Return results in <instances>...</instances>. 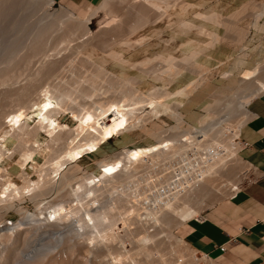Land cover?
Returning <instances> with one entry per match:
<instances>
[{
	"label": "bare ground",
	"instance_id": "1",
	"mask_svg": "<svg viewBox=\"0 0 264 264\" xmlns=\"http://www.w3.org/2000/svg\"><path fill=\"white\" fill-rule=\"evenodd\" d=\"M5 1L0 2V16L2 14V11L4 10L5 12L6 10L4 18L0 17V31L2 32L1 36H3V39H0V47L1 48L3 47V49L6 47V45H8L7 42L10 40L9 37L15 35V33L12 34L14 30L17 35L18 31H16L17 29L16 26L20 24L19 27L21 28H19V30L23 28L24 24L23 25L21 24L22 21L21 19L23 18L24 19L22 23L23 22L25 23L27 19L29 18L31 19L33 17L34 18L32 19V21L34 22L46 20L43 29L40 31L41 33L37 35V39H36L38 44L36 43L37 45L35 49L36 48L39 49L41 48L42 45H44L41 43L43 42L41 38H43V35L46 33V31H48V29L50 30L53 27L54 23H56L55 21L62 22L64 20H69V19L73 21H77L78 23L74 29H69L65 32L66 38H69V41L71 39L78 40V38L80 40V38L82 37L83 38L85 37L84 39H86L92 34L88 25L93 22V20L98 16L101 10H103L105 7L108 8L110 7L109 0H102L101 3L98 6H96L94 10L87 17L80 18L76 14H74L73 12L69 11L68 9H66L61 5L59 9L61 11L58 10V12L47 13L51 5L54 4L53 0H22L21 7L16 6L17 4L15 2H14L15 4L14 3L10 4L9 2H5ZM164 3L165 4L163 5L161 1L158 0H146V3H143L138 7L137 10H135L134 18L132 17L133 18L132 20H130L129 18V20H127L128 22L126 21L127 23L130 22L127 28V30L129 29L128 31L130 32L127 31L128 33L127 32L124 33L127 34L125 36L123 34H120L119 30L116 31L106 30L99 38L100 40L99 43L101 44L102 48L101 46H99V44H97V42L94 44H97L98 47L96 45H92L93 43L91 44V42H89L88 40L83 41L81 44H77L78 47L77 49L80 52H82V54L85 53V55L83 54L84 56H88L87 58H90V65L91 62L93 63L94 67L93 66L92 67L94 69L93 72L95 71L94 72L95 75H92V73L91 75L94 76V78L96 76L105 77L106 75H110V77L109 76L106 77L108 79L105 78V80H109L110 78L113 79L112 77L113 75L116 77L115 75L116 73L111 76V74L114 72L111 71L112 72L111 73L104 67V64L108 58L110 60L112 59L114 61L119 62L117 65L122 64L121 66H125L129 68L126 70V68L123 67L125 68L124 71H128L130 70V68L132 69L135 67H136L135 71H138L139 70L138 68L142 67V69L144 70L141 69L143 71L141 72L146 73L145 76H148L151 82H156L157 85L160 82L161 86L153 85L152 88L150 90L148 89L146 93L141 92L139 90L141 89V87L137 89L135 84H137L136 82L139 83V80L136 81L138 77L142 78L144 76L143 75L139 76V74H137L138 75L137 79H135L136 78L135 76H134L135 78L132 79L129 76L131 74L130 71L128 72V74L130 73L129 75L126 74L127 72L125 73L122 71L121 75L118 76L119 77L118 80L123 84L119 83L118 86L122 85L124 88L126 86L127 87L130 86V88H125V89L123 88V90L120 89L122 90L120 91L119 87L115 84L116 81L117 82L119 81L118 80L112 81L114 82L113 86L116 85L113 87V88L116 87L115 93L119 91L121 93L120 95L121 97L119 96V93H117L118 96L115 94V96L119 97V99H116L117 97L115 98L114 93H111L114 99L110 100L108 98V101L99 102V103H94L95 102L94 101L89 105L87 104L85 105L84 103L82 107H79L81 104L78 106V104L75 103L79 108H74V106L72 107L73 105L72 91H74V88L72 91L70 90L72 89L71 87H73L74 85L72 84L73 83L72 82L70 87L68 86L69 84L67 83L73 81L76 74H74L75 75L73 76L74 78H71L73 74L72 75L70 74L69 71L71 70L69 69L72 67V65L71 67H69L68 63H66L65 61L68 58H65L64 61L63 60L61 61H63L62 63L64 64L66 63L65 64L66 67L68 65L67 67L69 68L68 74L71 76H68L67 71L63 72V76L66 73L68 82H66L67 81L65 80L66 78L64 80L60 78L59 81H55L57 83H54V79L57 76V74L59 75V73L62 72L57 71L58 73L55 74L56 73L55 71L53 72L54 75H51L50 73L51 78L52 76L54 77L56 75L53 78V80L48 78L49 80L53 81V82L51 81L52 84H46L47 82L50 81L46 80L47 79L46 77L43 78L44 82L46 80L45 82L46 85L43 83V81L42 83L45 86L42 83H41L42 85H38L40 90L38 88L39 91H37V94L38 92H40L39 93L40 97H38L37 99V97L34 96L36 97L34 99L37 100L35 102H33L34 100L33 97H31L32 95L29 94L31 92L33 94L36 90L32 91L33 88L31 87L32 88L31 92L30 90L27 89V91H29L30 93L26 94L25 93L26 90L23 89L24 93L28 95L27 97H29L28 99L24 97L25 94L24 95L22 94L24 98L22 97L23 99L22 98L21 99L22 100L26 99L24 100L26 101L25 103L26 106L24 105V103L23 105L21 103H17V105L20 104V106L17 107V109H15L11 113L8 119L9 122L6 125L9 127V129L0 132V148L3 147L4 150V152L0 151V161L4 157L11 158L14 152L16 151H18L20 154V157L16 160L15 163L18 165V167L21 170L19 174L16 176L17 178L19 177V179L21 180V184L15 183L12 180L10 173H8L6 169H3L0 166V172H2V170H5L7 177L5 182L7 185L2 187V189L0 190V195L6 197V199L8 200H11L10 202L12 204H13L12 200L15 197L21 199L27 197L30 200H33L34 208L37 207L42 200L41 198L43 196V190L46 191L45 189L47 188L48 183L49 182L52 183L53 181H55V179H59V181L57 182L59 183V189H58L59 193L62 192V190L64 189L68 190L69 188V190L66 191L67 195H69V198H72V196L77 197L79 191H84V192L87 191L88 183H93L92 180H98L99 182L102 181V179L105 181L108 180L118 181V183L115 185L114 184L113 185L108 184V185H111L110 187L113 188V190L116 192H118V190L121 189L120 192L123 198L117 196V198L114 199L113 204L110 205L109 207L96 209L93 208V206H89L91 204H94L96 206L98 200L95 198H93V202H89L86 204L82 203V201L79 199V201H77L74 205V206L81 205L82 208L85 210L86 217L92 222V226H91L92 228H91L88 226L89 225L88 221L84 219V217L80 218L81 227L83 228L89 227L92 229L91 232L87 234V236H85L84 239L85 242L82 239L84 242V247L87 250L91 244L93 245V244L102 243L105 246L104 249L106 250L105 254L107 257V261L105 262V264H200L201 262L207 264H217V262H215L205 254H203L202 257L199 258L197 256L196 249L188 245L181 238L177 237L173 233V229H175L179 224H183L184 221H187L188 219L198 215L202 211L203 208L201 205L204 202V199L206 197H209L208 195L220 194L221 196V194L223 195V193H226L225 195H227L230 192H236L241 188L240 181L237 179L238 175L237 174L234 175L233 173L234 171L231 168L232 165H237L240 164L241 162L244 163L246 162L240 157L239 148L234 140L236 137L240 136V129L243 126V124L246 123L249 117L248 104L250 100L256 97L257 95L261 94L262 92H264V68H262L261 72H259L258 74V78L254 79L255 81L253 80L252 82L257 87L253 89L252 87H254V85H252V87L251 85L250 86L248 85L249 87H251V89L247 91L245 95L240 97L241 100L238 97L240 101L237 100L236 98V100L232 102L233 105L236 103V105L238 106L234 105L236 107L234 109L231 107V109L235 111L236 109L240 110L241 113L237 111L236 113L238 114L233 115L235 114V112H233L228 108L227 110L222 112L219 116H217V113L215 114V112L211 109V108H215V106H212V104L208 103L205 104L204 106L205 114L196 119L197 125L194 126L192 124H189L185 120V114L180 110V108L184 106L185 99L187 100L191 95H194L195 91H197L206 81L210 80L211 77H213L212 76L213 69L208 64H206L205 61L204 62L201 61L200 56L202 54H206L208 49L213 47L214 44H216L217 42L221 41L219 34L213 28V26H217L221 24L227 26V24L222 20L220 14L214 11L213 9L212 10L210 9L211 11H204V12L198 11L194 14V17L191 20L182 17H177L178 19L176 18L177 20H175V23L173 25L175 29L173 30L174 34L171 36L172 39L178 36V34L190 33L194 28H197L202 34L206 35L209 38V40L206 43H204L202 46H196L197 44L194 45L193 40L191 38H188L187 41L183 43L185 50L184 49H183L184 51L182 50L183 55L181 56V60H179L183 62L182 65L176 64L175 63L176 58L171 54L165 52L156 54L154 56H149L148 53V55L142 56L141 57L142 59L140 58L141 60L138 62L137 61L132 62L129 59H126L124 57L123 52L124 50L127 51V48L136 50L138 47L143 45H145L146 47H150L151 44L153 45L151 39L154 38L155 41V37H156L155 36L150 39V36H153L150 34H152L153 32L150 34L148 33V35H150L148 37L147 35L144 34V32H140L139 30H141L140 28H143V26L146 23L150 22L148 16L149 15L152 16L153 14L152 12H154V9L159 8L158 9L159 11H157L159 12V15L158 13L156 15L154 14L155 16H157L156 17L157 21L152 18V20H154L153 21L154 24H156L155 21L159 22L158 20H161L162 22L163 20H165L167 24H164L163 22L162 23L164 25L169 26L170 24L169 22H171V20L174 19L173 18L174 14H171L172 12H170L171 7H179L180 10H185L189 7V3L185 2L184 0H166ZM111 12L107 13L108 19L100 20V23L105 22L104 23L105 25L103 24L101 25V27L104 26L107 27L118 23L117 21H119V19H117L116 15ZM26 14L27 16L25 17ZM28 14L30 17L28 16ZM128 16L131 15L129 14ZM3 19L5 20L4 22L7 23L4 24L1 23ZM121 20L122 19H120V21ZM123 20L121 22L119 21V23L124 24ZM26 22L30 23L28 21ZM119 23L118 25H120ZM146 25L148 26V24ZM249 28L250 27L246 26L240 29L238 38H240L241 42H243L247 37V34L249 33ZM159 36L161 37L162 35L160 34ZM159 36L158 38H160ZM17 38L18 37L16 36V39ZM166 39L163 38L164 41ZM10 41L9 42L11 43V46H9V49L7 50L10 51L8 54L12 55L17 47L14 48L15 46L14 44L16 43L14 38H11ZM168 42L169 39L165 41V45ZM158 43L159 42H157V45L155 44L154 45L158 46ZM121 44H124L125 46L124 45L123 46L126 47V49H124L123 46H120V48L122 47L124 49L123 52H120L121 49L120 50L116 49L117 46ZM163 47L166 46H164L163 44ZM168 47L169 46H167L166 50L167 49L169 50ZM97 48H99L98 50L101 51L102 55L104 53L103 60L98 63L95 62L97 56H95L96 57L95 60H92L94 58L93 57L94 52ZM3 49H0V52ZM78 50H76V52ZM77 54L79 53L77 52ZM10 55L8 56L9 58L11 57ZM83 58H81L80 60H82ZM10 59H12V57ZM85 60L87 61L88 59L84 58V60H82L83 62L81 61L82 64L79 65L80 66L83 65L82 67H84V65H86L85 63L89 62V61L85 62ZM98 60L100 61V58ZM52 62L50 63L51 65L49 64L50 68L54 66ZM56 62L58 61H55L54 63L56 64ZM78 62L80 63V61H77V63ZM154 62H155L154 64L155 66L151 65V63ZM60 63L61 62L59 60V64ZM106 63L108 64V62ZM222 63L224 62L220 61V64ZM64 64L63 67L65 68ZM57 65L58 64L55 65L56 68ZM75 66L78 65L75 64ZM63 67L58 66V69L60 70L62 68L60 70L62 71L64 69ZM56 68L54 67V69ZM74 68L76 67H73V69ZM187 68H189L192 71L190 73H192L193 77L184 84H182L181 86L170 91L168 89L169 82L171 83L174 79L181 76V74L185 72ZM86 69L84 70L87 71ZM74 70H78V69H74ZM84 70L83 71L82 69L81 71L78 70L79 74H84V73H80V72H84ZM88 70H89L88 74L87 75L84 74L85 77L90 75L89 74L90 71L92 72L91 67L90 69L88 67ZM256 71H258V67L252 70L251 73H256ZM48 73L45 74L48 75ZM245 73L244 75L247 76V74L250 73V71H248L247 74ZM78 75L77 78L79 77ZM84 75H82L83 76L82 78H79L80 82L81 79L84 78ZM92 76H90V78ZM57 77H60V75ZM97 77L95 78L96 80L98 79ZM87 78L85 79L86 82L90 81L89 78L87 81ZM224 78L226 79L227 77ZM95 79L94 80L92 79L90 81L92 89L95 87V85L98 86L99 82H101L102 80V78L98 79L100 80L98 82L96 81L98 85L96 83L94 85L93 83ZM74 80L76 81L77 79ZM39 82L38 84H40ZM76 82L74 84H76ZM80 82H78V84ZM82 82L85 81L82 80ZM112 82L111 84L108 83L109 85H111V87H112ZM141 82L143 81L140 80V84ZM230 82H232V80ZM244 82L245 81H243V85L245 84ZM106 83H104V85ZM82 84L85 83H81V85ZM86 84L82 87L80 86L83 89H80L79 92L77 91V89L80 87L75 85V89L77 87L76 92L78 93L83 92L81 94H84V96L80 94L79 95L82 96L81 99H83L84 101L86 99L85 94L89 96L87 94V90L91 89L89 88L90 85L88 87V85L86 86ZM104 85L102 86L105 87ZM109 85L107 86L109 87L107 91L110 90L111 92H113L111 90L113 88L110 89ZM46 86L47 89H44ZM84 87H86L87 90L84 89ZM217 88L216 90H218ZM221 89H225V88L221 87ZM221 89L219 88V91ZM91 90H89V94ZM102 90L100 91L104 92ZM85 91L86 93H84ZM100 91L97 90L96 92H98L99 94ZM107 91H105L104 95H106ZM92 92L93 90L91 91V94ZM211 94L215 95V91L214 93ZM20 97L21 95L19 96V98ZM76 97H77L76 99L78 100V94ZM92 97L89 96V98ZM30 98L32 99L31 100L32 102L30 101L29 102L32 105H36L38 109V120L37 123H35L36 125L34 127L32 126L33 129L32 128L29 129V125L26 122L28 113L29 111H31L30 109L31 106L29 107V105L31 104H28L29 102L27 101L30 100ZM21 99L20 101L22 102ZM230 99L233 100L232 98ZM170 100L172 102H170ZM70 101L72 102L71 106H69ZM197 101L199 100L197 99ZM236 101H239V104H237L238 102ZM193 102L191 101V104ZM230 102L231 101L228 100L227 103L232 105V103ZM216 104L217 106L219 105L218 103ZM229 104L228 106H231ZM144 107L148 109L144 110L143 109ZM66 112H70L71 114L70 117L72 118L73 121L77 123L76 126L72 127L67 123L61 122L62 119L60 120V118ZM163 115H167L170 118L172 117L175 122V125L170 126L168 128H163L164 125L162 126L161 124L156 122V120L161 122V116ZM150 121L152 122V124ZM147 122H150L151 125L147 126ZM185 124H187L188 126L187 129L183 128ZM166 131H171L172 133L174 132V134L171 135ZM176 131L177 133L179 132V134L175 133ZM8 132L9 133L11 132L10 135H12V137L17 140V144H15V146L18 147L16 148L14 146L15 148L13 147L14 149H12V151L11 150L9 151L4 144ZM41 133H43L45 136L48 137V141L45 143V145L44 144L43 145L45 146V148H48V150H50V154L44 158V161L42 163H38L35 160V156L43 147L42 143H40L37 140V137ZM122 133H127L131 135L143 133L146 136L154 138L156 143L148 147L137 146L130 149H122L117 153H113L112 155H107L103 158L96 160L95 163L97 168L99 169L98 173L94 171L82 172V169L80 168L78 162L85 155L95 153L102 144H104L105 142L116 136L118 137ZM183 139L184 141H182ZM27 142L29 144H27ZM25 143L26 146H24ZM21 146L23 147L22 149L20 148ZM29 162H31V166L29 170H32L31 173H33V175L36 176L35 180L30 178V176L28 175L29 173L26 170V167ZM68 164L70 165L68 166ZM246 165L249 164L246 163ZM167 168H169V171L167 170ZM156 170H160L161 172H164V177L168 189H166V191H164L163 193H160L158 196L155 195L152 198L151 196L148 195V193H146V191L142 187L144 183H150L152 181V176L156 173ZM128 188H130V190H127ZM26 210L27 211L25 213H30L28 212V209ZM114 211L117 212L116 215H114L113 213ZM53 213L56 219L55 221L58 220L62 221L64 217L68 216L69 211L67 212L64 205L58 204L56 207L53 208ZM44 216L45 215L43 214L40 215V220L42 222L37 224L46 225L49 223L48 222L49 219L47 218L48 219L47 221V219L44 218ZM22 218L23 220H25L24 217ZM118 220H120L123 227L127 228V230L133 228L131 227L134 226L133 224L136 225L135 226L136 229L135 228L132 229L134 230V233L133 231H130V233L127 234L128 236L129 235L137 236L136 239H133V242L135 243L134 248L127 249L124 247V249L122 250L118 249L116 243H118V245L124 246L123 243L125 242V239L122 238L124 237L123 236L124 234L120 235L117 230ZM33 222L34 220H30L27 218L26 222L24 223L29 224ZM26 227L27 226L21 225V227H19L18 229L24 230V228L26 229ZM5 234H0V239L6 240L7 234L6 235ZM127 235H126V239L128 238ZM128 239L130 241L131 237ZM17 242L19 241L17 240ZM80 245H82V243H80ZM14 248H16L14 247V244L11 245V248L8 253L10 257L15 255L16 250ZM74 250H76V245H72L71 248H69L68 253L71 254L72 257L70 256L69 261L67 259L64 261V258L62 259L63 256L61 257L59 256V254L57 255L56 253H53L54 256H52L49 259L48 257H43V259L38 258V256L42 254V250L34 247L32 249H29V251H26V253L23 255L24 259L17 261L16 264H79L78 260L80 261L86 260L84 253H81L82 255L81 254L78 255L77 252L76 253L74 252ZM58 251H60V248ZM51 254L52 253H50V255ZM155 254L156 257H158V261L156 263H153L152 261H149V258L151 257V255H155ZM25 260H28V262H25Z\"/></svg>",
	"mask_w": 264,
	"mask_h": 264
},
{
	"label": "rangeland",
	"instance_id": "2",
	"mask_svg": "<svg viewBox=\"0 0 264 264\" xmlns=\"http://www.w3.org/2000/svg\"><path fill=\"white\" fill-rule=\"evenodd\" d=\"M1 1H5V0H0V2ZM109 1H110L109 2L110 3V7L109 8L105 7L103 10H101L99 12L98 16L93 20V22L88 25V27L90 28L91 33H92L91 36L87 37L86 39H84L85 37L84 38L82 37L84 40L82 38H80V40H79V38H78L79 41L76 40V39H71L69 41V38H66V33L65 32L67 30H69V29H74L78 22L77 21H73L71 19L64 20L62 22L55 21L56 23H54L53 27L50 30L48 29V31H46V33L43 35V38H41L42 41H43L41 43L44 44V45L41 46L40 45L41 43H40L39 45L41 46V48H39V49H37V48L35 49L36 45L38 44L36 39H37V35L39 33H41L40 31L43 29L44 24L46 23V20H41V21H37V22L35 21L34 22V21H32V19L34 18L33 17L31 19L30 18L27 19V20L25 19L26 21H28L30 23H27L26 21H25V23L24 22L22 23V21L24 19L22 17L23 19H21L22 20L21 24L22 25L24 24L23 28L19 30V28H21V27H19L20 24H18L16 26L17 27L16 31H18L17 35H16L15 30H14V32L12 34L15 33V35H14L15 37L12 34H11L12 36L9 37L10 40H11V38H14L15 42H16V43L14 42L15 43L14 44L15 45L14 48L17 47L15 49V52L13 53L14 55L13 54L12 55L8 54L10 51L7 50V49H9V46H11V43H12L10 40L9 41L11 43L9 41L7 42L8 45H6V47H5L6 49L5 48L3 49V47L2 48L0 47V49H3L2 50L3 53H2V51L0 52V132L9 129V127L6 126V125L9 122L8 119H9L11 113L15 109H17V107L20 106V104L17 105V103H21L22 105L24 103V105L26 106V104H25L26 101H24L26 99H24V100H22V99L24 97L29 99V97H27L28 95H26V94L30 93L32 88H33L32 91L36 90L35 91L36 93L34 92L32 94V92H31L29 95H32L31 97H33V100H34L33 102L37 101L34 98L37 97V99H38V97H40V94H39L40 92H38L39 95L37 94V91L40 90L38 85H42L43 83L45 84L46 80H49V79L53 80V78L56 75L54 77L52 76V78H51L50 77V73H51V75H54L53 72H55V71H56L55 74L58 73L57 71L62 72V73H59L60 77H57V76H59L57 74V76L54 79V83H57L55 81H59L60 78L63 79V80L66 78L65 80H67L66 82H68V78H67L66 73L64 74V76H66V77L63 76V72L64 71H67V74L69 72H70L71 75L73 74L72 76L68 74V76H71V78H74L73 76H75L74 74H76L74 79H77L78 81L76 80L77 81L76 82L74 79H73V81H70L71 80V78H70V80H69L70 82L67 83V84H69L68 86H70V87H71V83L72 82H73L72 84L74 85V86L72 85L73 87H71L72 89H70L72 91L73 88H74V91H72L73 93L71 92L72 96H73L72 97L73 98L72 99V102H73L72 107L74 106V108L82 107L84 105V103H85V105L86 104L89 105L90 103H92L94 101H95L94 103H99V102L108 101V98L110 100L114 99V97L111 95V93H114V96H115V94L118 96L117 93H119V96H120L121 95L120 91H122L124 87L122 85L118 86L119 83L120 84L122 83V82H120L118 80V78H119L118 76L121 75L122 71L125 72V73L127 72L126 73L127 75L130 74V73L128 74V72L130 71L131 74L129 76L132 79L135 78V77H136L135 79H137V77H138L137 74H139V76L143 75L145 77V79H144V77H142V78L138 77V79L136 80V81L139 80V83L136 82L137 84H135L136 88L139 89L141 87L142 90L139 89L141 92L146 93L148 91V89L150 90L152 88L153 85L154 86H161L160 82H159L158 85H157L156 82H151L150 78L148 76H145L146 73H142L143 72L142 70H144V69H142V67L141 68L139 67L138 68L139 70L137 69L138 71H135L136 67L132 68V69L130 68V70H128V71H124L125 68H126V70L129 69V68L125 67V66H121L122 64L117 65L119 62L114 61L112 59L110 60L108 58H107V61H106V62H108V64L105 62L104 67L109 72H111V71L114 72V73L111 72L112 73L111 76L116 73L115 74L116 77L113 75L112 76L113 79L110 78L111 80L110 79L109 80H105V78L108 77V76L110 77V75H106L105 76V75L101 74V75H103L105 77H100V76L97 77L96 76L98 79L102 78L101 82H99V85H98L97 82L100 81V80H98V79L96 80L95 79L96 77L94 78V76H92V75H95V73H94L95 71L93 72L94 65H93L92 62H91V65H90V58H87L88 56H84L85 53H83L84 54L83 55L82 52H80L77 49L78 48L77 44H81L83 41L88 40L89 42H91V44L93 43L92 45H96L97 46V44H99V46H101V44L99 43L100 42L99 38L106 30H115V31L119 30L120 34H123V35L126 36L127 34H124V33H126L129 30V29L127 30V28H128L129 23H130V22L127 23L128 22L127 20H129V18H130V20H132L134 18L135 10H137L138 7L140 5H142L143 3H146V0H109ZM158 1H161V3L164 5L165 4L164 2L166 0H158ZM184 1L189 3V7L187 9L180 10L179 7H171L170 8V12H172L171 14H174L173 15L174 19H172L171 22H169L170 23L169 24L170 27L167 26V25H164V24H167V22H165V20L162 21L164 24L161 22V20H158L159 22H156L157 21L156 20L157 16H155V15L157 13L159 15V12H157V11H159L158 10L159 8L158 9H154L155 13L152 12L153 13L152 16L151 15L148 16V19L150 21V22L146 23V24H148V26L145 24L146 26L144 25L143 28H140L141 30H144V31H141V30H139V31L140 32H144V34L147 35L148 37L150 35H153V36H150V39L152 37L156 36L155 37V41H154V38H152L153 40L151 39L153 45L151 44L150 47H146L145 45H143V46L138 47L136 50L127 48V51L129 53L126 50H124V49H126V47H124L125 46L124 44H121V45L117 46V48L116 47L115 48L117 50L121 49L120 52H123V50H124V52H123L124 57L126 59H129L132 62L140 61L142 59L141 57L145 56V55H148V53H149V56H154L156 54L165 52V53L171 54L172 56H174L176 58V60H175L176 64L182 65L183 62L179 61V60H181V56L183 55V51L185 50V47L183 46V43L186 42L188 38H191L193 40L194 45L197 44L196 46H202L204 43H206L209 40V38L206 35L202 34L197 28H194L190 33L178 34V36H176L174 39H172L171 36L174 34L173 30L175 29V27L173 25L175 23V20L178 19L177 17H182V18L191 20V19H193L194 14L196 12H198V11L204 12L208 8L214 9L216 12H218L220 14L222 20L227 24V26H225L223 24L217 25V26H213V28L219 34V37H220L221 41L217 42L216 44H214L213 47L208 49L206 54H202L200 56V60L203 61V62L205 61V63L208 64L213 69V75H212L213 77H211L210 80L206 81L197 91H195L194 95H191L187 100L185 99L186 100V101L184 100L185 104H184V106L182 108H180V110L185 114V120L189 124H192L194 126L197 125L196 124V119L198 117H200V116L205 114L204 106H205V104H208V103L212 104V106H215V108H211V109L215 112V114L217 113V116H219L222 112H224L228 108L230 110H232L233 112H235V114H233V115L238 114V113H236L237 111H239V113H241L240 110H237V109H236V111L233 110L238 105H236V103H235L234 105H236V106H234L232 102L235 101L236 98H237V100H239L238 97L239 98L242 97L243 95H245L247 93V91H249L251 89L252 85H254L252 83L253 80L258 78L259 72H261V69L264 68V0H184ZM5 2H9L10 4L15 2L17 4L16 6H18V7L22 6L21 5L22 0H6ZM221 3H224V4L221 5ZM60 5H61L60 3L55 2L48 9L47 13L58 12L60 7L62 6V5L61 6ZM98 5H96V6H98ZM111 10H112V12H111ZM59 11H61V10H59ZM108 12H111V13L115 14L116 18L119 19V21H120V19H122V20L125 19V20H123L124 24L119 23V21H117L120 25H118V23H116V24H113V25H110V26H107V27L106 26L101 27V25H103L105 22L104 23H100V20L108 19V16H107ZM129 14L131 16H128ZM26 16H27V14L25 15V17ZM28 16H29V14H28ZM36 16H37V14H36ZM152 18L156 20L155 21L156 24H154V22H153L154 20H152ZM172 21H173V23H172ZM246 26L250 27L249 28V33L247 34V37L245 38V40L244 41L242 40L243 42H241L240 38H238L239 37V31H240V29H242V28H244ZM128 32H130V31H128ZM148 33L149 34L152 33V34L148 35ZM156 34H158V35H156ZM160 34L162 35L161 37L159 36ZM16 36L18 37L17 39H16ZM125 36H122V37H125ZM158 36L160 38H158ZM163 38L169 39V42L166 43V45H165V41L167 39L164 41ZM96 42H97V44H94ZM157 42H159L158 46H155V45H157ZM17 43H18V45H17ZM34 44H35V46H34ZM163 44L166 47H163ZM120 46H123L124 49L122 47L120 48ZM167 46H169L168 47L169 50L168 49L166 50ZM144 47H145V49H144ZM101 48H102V46H101ZM98 49L99 48H97L95 50V52H94V56H93L94 58L92 57L93 58L92 60H95L96 59L95 56H97V59H96L97 61L95 60V62H97V63L101 62L103 60V57H104L103 56L104 53L102 55L101 51L98 50ZM160 49H161V52H160ZM76 50H78L77 52L79 54H77ZM5 52H7V53H5ZM4 53H5V55H4ZM151 53H153V54H151ZM9 55L14 60L10 59L11 57L9 58L8 57ZM129 55H131L133 58L131 56H129ZM83 57L85 59H88L87 61H89V62H87L86 60H85V62H87L90 66L87 63H85V62L84 63L86 65H84V67H82L83 65L80 66L82 64V62H83L82 60H84ZM65 58H68V59L65 60ZM81 58H83V59L80 60ZM99 58H100V61L98 60ZM59 60H60L61 63L65 60L66 63H68L69 67H71V65H72V67L69 69V68H67L68 65L66 67V65H65L66 63L65 64L64 63H62V64L60 63L59 64ZM61 60H63V61H61ZM55 61H58V62H56V64H58L57 68L55 66L56 64L54 63ZM68 61H71V62H68ZM77 61H80V63L79 62L77 63ZM220 61L224 62V63L220 64ZM51 62L54 64V66L50 68L49 64ZM72 63H74V64H72ZM63 64H64L66 69L63 67ZM75 64H77L78 66H75ZM154 64H155V62L151 63V65H154ZM151 65H149V66H151ZM58 66L63 67L65 70L63 69L62 71H60L62 68L59 70ZM87 66L89 67V69L91 67V70H92V72L90 71V73H89L90 75H88L89 77L88 76L85 77V75H87L88 72H89ZM54 67L57 70L54 69ZM73 67H76L74 69H78L80 71H81V69L83 71L84 69L87 68L86 69L87 71L84 70V72H80V73H84L85 75L84 74H79L78 70H74ZM123 67H125V68H123ZM257 67H258V71H256V73H251L252 70H254ZM143 68H144V66H143ZM68 69L71 70V71L68 72ZM121 69H123V70H121ZM146 69H148V68H146ZM187 69L185 70V72H183L181 74V76H179L176 79H174L171 83L169 82L168 89L170 91H172V90L176 89L177 87L181 86L182 84H184L185 82H187L188 80H190L193 77L192 73H190L192 71L189 68H187ZM75 71H76V73H75ZM248 71H250V73H248ZM144 72H146V71H144ZM245 72H247L248 74L245 73ZM45 73H48V75L45 74ZM91 73H92V75H91ZM244 73L247 74V76H245ZM252 74H255L257 76L252 75ZM77 75L79 76L78 78H77ZM82 75H84V78L81 79V82H80L79 78H82L83 77ZM90 76L93 77V78L91 77L93 80L95 79V81L93 83L94 85L96 83L99 86V88L100 87L102 89L105 88L106 90L105 89L102 90L101 88L99 89L98 86H96V85L94 87L95 89L94 88L92 89L91 83H90V81L92 79L90 78ZM243 76H244V78H243ZM248 76H251V77H248ZM45 77L47 79L44 82L43 78H45ZM87 77L89 78L90 81H88ZM224 77H227V78L225 79ZM57 78H58V80H57ZM86 78H87L88 82H86V80H85ZM114 78H115V80H114ZM106 79H108V78H106ZM52 80H49L50 82H47L46 84H52L51 83ZM82 80H84L85 82H82ZM116 80H118L119 82H117ZM140 80L143 81V82H141V84H140ZM231 80H232V82H230ZM234 80H235V82H234ZM242 80L245 81L244 85H243V81ZM42 81H43V83H42ZM62 81H60V82H62ZM112 81H116L117 83L115 82V84L119 87V90L120 89H122V90H120V91L118 90L119 92L115 93V91H116L115 88L116 87L115 88H113V87L116 86V85L113 86L114 82H112ZM38 82L40 84H38ZM75 82H76V84H78V82H80L79 83L80 85L79 84L78 85L74 84ZM111 82H112V87H111V85L108 84V83L111 84ZM237 82H239V83H237ZM246 82H249L250 84L246 83ZM81 83H85V84L88 83V84H86V86L88 85V87H89V85H90L89 88H91L93 90V92H95V93L92 92V94H91L92 90L91 89L87 90L86 87H84V89L87 90V94L90 97L93 96L92 98H89V96H87L85 94V97H86V99L88 101L86 99H85V101L83 99H81L82 96H80V95L84 96V94H81L83 92L78 93L80 89H83L81 87L85 85V84L81 85ZM104 83H106L107 85L106 84L104 85ZM139 84L142 85V86H140ZM75 85L79 86V87L81 86L78 89L76 87L78 92H76ZM102 85H104L105 87H103ZM108 85L110 86V89L113 88V89H111L113 92H111L110 90H109L110 92L107 91L109 89V87H107ZM135 85H133V86H135ZM233 85H235V86H233ZM248 85L249 86L251 85V87H249ZM36 86H37V89H36ZM34 87H35V89H34ZM118 87H117V89H118ZM217 87H219L220 89H221V87H223L226 90L225 89H221L222 90V92H221V90L219 91V88H217ZM256 87L257 86L254 85V87H252V88L254 89ZM38 88H39V90H38ZM125 88H130V86L129 87L126 86ZM216 88L218 90H216ZM247 88H248V90H247ZM23 89L26 90V92H25L26 94L24 93ZM27 89L30 90V92L27 91ZM44 89H47V86ZM89 90H91L90 94H89ZM97 90L98 91L102 90L104 92L100 91V93L98 94V92H96ZM19 91L21 92V94H20ZM22 91H23V93H22ZM105 91H107L106 95H104ZM214 91H215V95H212L211 93H214ZM76 93L78 94V100L76 99L77 98L76 97L77 96ZM84 93H86V91ZM22 94L23 95L25 94V96L23 97ZM20 95H21V97L19 98ZM74 95H75V98H74ZM34 96H36V97H34ZM117 96H115V98ZM85 97H83V98H85ZM215 97H216V99H215ZM229 97L232 98L233 100H231ZM20 99L22 100V102L20 101ZM116 99H119V97H117ZM197 99L199 101H197ZM31 100L32 99L30 98V100H27V101L28 102L29 101L32 102ZM228 100L231 101L230 103H232V105L227 103ZM240 100H241V98H240ZM191 101L192 102L194 101V102L191 104ZM239 101H236V102H238L237 104H239ZM30 102L28 104H31ZM72 102L71 101L69 102V106H71ZM170 102H172V101L170 100ZM75 103L78 104V106L80 104L81 105L79 107H77V105ZM216 103H218L219 105L217 106ZM225 103H226V105H225ZM74 104L76 105V107H75ZM228 104L231 105V106H228ZM27 107H28V105H27ZM29 107H30L31 111H29V113H28V117H27L26 122L29 125V129H30V128H32V126L34 127L36 125L35 123H37V120H38V109H37L36 105H32V104L29 105ZM32 107H33V109H32ZM231 107L233 109H231ZM143 109L146 110L148 108L144 107ZM143 109H140V110H143ZM70 115H71L70 112H66L60 118V120L62 119V121H61L62 123H67L68 125H71L72 127H74V126H76L77 123L72 120ZM150 122H147V126H150L152 124V122H151V124H150ZM156 122L161 124L162 126L164 125L163 128H168L170 126L175 125V122H174L173 118L172 117L170 118L167 115L161 116V122L158 121V120H156ZM78 130H79V128H78ZM166 132L171 134V135L174 134V132L172 133L171 131H166ZM175 133H177V131ZM7 134L8 135L6 136L4 144H5L6 148H8L9 151L10 150L12 151V149H14L15 147L16 148L18 147V146H15V144H17V140L14 139L12 137V135H10L11 132L10 133L8 132ZM177 134H179V132ZM37 140L40 143H42V145L43 144L45 145V143L48 141V137L45 136L43 133H41L37 137ZM154 143H156L154 138L146 136L143 133L132 134V135L131 134H127V133H122L118 137L116 136V137L108 140L104 144H102L100 146V148L95 153L85 155L78 162V164L80 165V168L82 169V172H84V171L93 172L94 171V172L98 173L99 169L96 166V163H95L96 160H98L100 158H103V157H105L107 155H112L113 153H117V152H119L122 149H130V148H134V147H137V146L148 147V146H150V145H152ZM27 144H29V143L27 142ZM44 145H43L42 149L35 156V160L38 163H42L44 161V158L47 157L50 154V150H48V148H45ZM116 145H118V146H116ZM24 146H26V143H25ZM106 147H110L112 150L107 151ZM20 148L22 149L23 147L21 146ZM0 151L4 152L3 147L0 148ZM5 153H3V154H5ZM98 153H100V154H98ZM87 156H90L91 159L87 158ZM19 157H20V154H19L18 151H16V152H14V154L12 155L11 158L4 157L0 161V166L3 169H6L8 171V173H10V175L12 177V180L15 183H17V184H21V180L19 179V177L18 178L16 177L19 174V172L21 171L20 168L18 167V165L15 163L16 160ZM9 163H10V165H9ZM11 163H12V165H11ZM69 165L70 164H68V166ZM30 166H31V162L28 163V165L26 167V170L29 173L28 175L30 176V178L35 180L36 176L33 175V173H31L32 170H29ZM231 169L234 171L233 172L234 175H236V174L238 175L237 179L240 181V187L241 188H243L247 183H249L251 180L256 178V174H257L256 172L257 171L255 170V168L251 167L250 165H246V163H244V162H241L240 164H237V165H232ZM11 172H12V174H11ZM6 178H7L6 177V172H5V170H2V172H0V190L2 189V187L7 185L5 183L6 182ZM99 179H101V178H99ZM58 181H59V179H55V181H53L52 183H50V182L48 183V186L45 189L46 191L43 190V196L41 198L42 200L40 199L41 200L40 204L37 207H35V208H34V205H33L34 204L33 200H30L27 197L26 198H22V199L18 198V197H15L12 200L13 201V204H12L10 202L11 200H8V199H6V197H3V196L0 195V221H2L4 218H7V217H16V216H18L17 215L18 213L21 215V217H24L25 220H27V218L30 219V220H34L33 223H29V224L23 223L22 224L23 226H27V227H26V229L24 228V230H22V229L19 230L20 232H18V233H20L21 235L18 234V235H15V236L14 235L11 236V235L7 234L6 240L5 239L4 240L0 239V264H16L17 261L24 259L23 255L26 253V251H29V249H32L34 247L42 250V254L39 255L38 258H42L43 259V257H48V259H49L52 256H54L53 253H56L57 255L59 254V256H61V257L63 256L62 259L64 258V261L66 259L69 261V258L71 256V254H69L68 251H69V248H71L72 245H76V250H74L75 253L77 252L78 255H80L81 253H84V256L86 258L85 261L78 260L79 264H105V262L107 261V257H106V254H105L106 250L104 249L105 246L102 243L93 244V245L91 244L88 247V249L86 250V248L84 247L85 236L83 237L84 238L83 239L84 242H83L81 237L74 236L72 230L70 228L66 227L68 222L71 220L70 217L78 215L79 211L81 210L80 208H78V206H73L72 203H69L67 205V203L59 201V202H57V203H55L53 205L52 208L56 207L58 204H62V205H64V207L67 210V212L69 211V214H68L67 217H64L62 219V221H60V220L57 221L59 224L56 225V224L48 223V224H46L47 226L43 225L42 227H30L32 224H37V223H41L42 222L40 220V215L41 214L45 215L44 218L47 219L46 211H45V208L43 207L44 204L42 202L44 196L46 198H48V199H53V200L55 198H57L58 196H59L58 198H60L61 200H64V201L65 200L66 201L69 200V195H67V192H66V191L69 190V188H68V190L67 189L62 190V192L59 193L58 192L59 183H57ZM92 182L93 183H88V189H87V191H85V195L87 197H89L88 198L89 202H93V198H95V199H97L99 201V195H102L103 192H105V191L107 193H112L114 190L110 186L113 185V184L115 185V184L118 183L117 180L105 181L103 179L100 182L98 180H92ZM108 184H111V185H108ZM64 192H66V193H64ZM234 193L235 192H230L227 195H225L226 193H223V195L221 194V196H220V194H218V195H216V194L208 195L209 197H206L204 199V202L201 205L202 208H203L202 211L205 210L206 208L210 207L211 205H213L215 202L223 199L224 197L231 196ZM22 203H24L28 207V212H30V213H25L27 210H26V208L20 206ZM89 206H93L94 207L95 205L91 204ZM29 208H31V209H29ZM113 213H114V215L117 214L116 211H114ZM53 215H54V213H53ZM47 221H48V219H47ZM44 223H46V222H44ZM56 226L58 228H62V231L59 232L60 237H58L56 239V241L52 243V242L48 241L47 235H48L49 231L53 230ZM117 226H118V229H117L118 233L120 235L124 234L123 235L124 237H122V238L125 239V242L123 241L124 242L123 243L124 246L123 245H118V243L114 242V243L117 244L118 249L122 250V249H124V247L127 248V249L134 248L135 247V243L133 242V239H136L137 236L136 235L135 236L134 235H131V236L129 235L128 236L127 234H129L130 231H133V233H134V230H132V229L135 228V225L131 226L133 228L127 230V228L123 227V225L120 222V220H118ZM173 233L175 235L179 236L178 227L173 229ZM126 235H127L128 238L131 237L130 241H129L128 238L126 239ZM18 236H20V237H18ZM22 237H23V239H22ZM17 240L19 242H17ZM78 241H80V242H78ZM80 243H82V245H80ZM13 244H14V247H16V248H14L16 251H15V255L11 256L12 257L11 258L8 253H9V250L11 248V245H13ZM43 248H45V249H43ZM59 248H60V251H58ZM50 251H52V252H50ZM57 251L60 252V253H58ZM50 253H52V254L50 255ZM203 254L204 253L198 252L197 256L200 258V257H202ZM94 255L95 256L97 255L96 258H95ZM47 260H45V261H47ZM149 261H152L153 263H156L158 261V257H156V254L155 255H151V257L149 258ZM25 262H28V260H25ZM200 264H207V263L201 262Z\"/></svg>",
	"mask_w": 264,
	"mask_h": 264
},
{
	"label": "crops",
	"instance_id": "3",
	"mask_svg": "<svg viewBox=\"0 0 264 264\" xmlns=\"http://www.w3.org/2000/svg\"><path fill=\"white\" fill-rule=\"evenodd\" d=\"M53 1L85 18L102 0ZM248 109L240 138L249 146L239 155L255 168L256 178L203 210L201 218L197 215L177 226V237L217 264H264V92L250 100Z\"/></svg>",
	"mask_w": 264,
	"mask_h": 264
},
{
	"label": "built area",
	"instance_id": "4",
	"mask_svg": "<svg viewBox=\"0 0 264 264\" xmlns=\"http://www.w3.org/2000/svg\"><path fill=\"white\" fill-rule=\"evenodd\" d=\"M183 128L187 129L188 126L185 124L183 126ZM182 141H184V139ZM234 141L237 144L239 151H241L242 149L249 146V143L246 142L245 140H242L240 138V136L236 137ZM167 170L169 171V168H167ZM167 173H169V172H167ZM142 188L152 198L155 195L158 196L160 193H163L164 191H166V189H168V186H167L166 181H165L164 172H161L160 170H156V173L152 176V181L150 183H144ZM127 190H130V188H128ZM120 191H121V189H119L118 192H116V191H113L112 193H107L106 191L103 192L102 195H99V201L96 204V206H94L93 208L100 209V208L109 207L110 205L113 204L114 199H116L117 196H119L120 198H123ZM58 197L55 198L54 200L48 199L45 196L43 197V201H42L44 204L43 207L45 208V211L47 213V218L49 219V223H51V224H56V225L59 224L57 221H55L56 219L53 215V208L52 207L55 203L62 201L64 203H67V205H68V203H71V201H72V204L74 206L75 203L77 201H79V199L84 204L89 203V199H88L89 197H87L85 195L84 191H79L77 197L72 196V198H69V200H67V201L61 200ZM70 199H72V200H70ZM68 201H70V202H68ZM20 206L28 209V207L24 203H22ZM78 208L81 209L79 211V214L77 216L70 217L71 220L68 222L66 227H68L72 230L74 236L81 237L82 239H84L83 237L87 236V234H89L92 230L91 229L92 228L91 227L92 222L86 217L85 210L82 208V206L78 205ZM29 209H31V208H29ZM200 214H201V212L198 214V217L200 216ZM17 215L18 216H16V217H7V218H4L2 221H0V233L1 234L6 233V234L11 235V236H13V235L15 236L18 234V232L20 230L18 228L21 227V225L24 222H26V220H23V218L21 217V215L19 213ZM81 217H84V219H86L88 221V224H89L88 226L91 228H89V227L83 228L80 226V224H81L80 218ZM199 218H201V217H199ZM43 225L44 224H32L30 227H42ZM60 231H62V228H58L57 226L53 230L49 231V233L47 235L48 241H50L52 243L55 242L56 239L58 237H60V234H59Z\"/></svg>",
	"mask_w": 264,
	"mask_h": 264
},
{
	"label": "water",
	"instance_id": "5",
	"mask_svg": "<svg viewBox=\"0 0 264 264\" xmlns=\"http://www.w3.org/2000/svg\"><path fill=\"white\" fill-rule=\"evenodd\" d=\"M5 13H6V10H5V12H4V10L2 11V14H1V16L0 17H3L4 18V16H5ZM8 14V13H7ZM10 16V15H9ZM11 18V17H10ZM5 20L3 19L2 20V22L1 23H7V22H4ZM2 35V32L0 31V39H3V36H1Z\"/></svg>",
	"mask_w": 264,
	"mask_h": 264
}]
</instances>
